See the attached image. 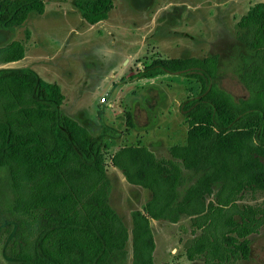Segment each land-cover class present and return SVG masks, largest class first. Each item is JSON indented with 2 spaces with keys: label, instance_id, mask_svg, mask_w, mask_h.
Wrapping results in <instances>:
<instances>
[{
  "label": "trees",
  "instance_id": "1",
  "mask_svg": "<svg viewBox=\"0 0 264 264\" xmlns=\"http://www.w3.org/2000/svg\"><path fill=\"white\" fill-rule=\"evenodd\" d=\"M89 26L107 20L114 0H74ZM43 0H0V31L41 16ZM25 39L0 46V66L23 60ZM236 73L248 97L233 100L216 82L218 56L158 59L132 79L177 75L199 92L179 105L184 144L157 158L126 145L110 158L126 183L150 194L127 227L110 204L107 144L62 110L57 83L29 69H0V237L9 264H154L152 221H190L189 262L249 260L264 229V2L240 17ZM126 121L133 127L131 114ZM109 131L102 127V134ZM168 264V263H164Z\"/></svg>",
  "mask_w": 264,
  "mask_h": 264
},
{
  "label": "rangeland",
  "instance_id": "2",
  "mask_svg": "<svg viewBox=\"0 0 264 264\" xmlns=\"http://www.w3.org/2000/svg\"><path fill=\"white\" fill-rule=\"evenodd\" d=\"M43 1L41 16H29L17 30L0 31V46L24 40L28 32L25 58L0 69H29L57 83L65 95L61 110L104 138L110 204L130 228L131 211L150 194L128 185L110 158L126 145H143L157 158H169L168 149L183 145L188 131L179 105L200 89L196 80L177 75L131 77L158 59L218 56L217 86L233 100L247 98L236 73L241 48L234 39L235 25L264 0H114L107 20L94 26L81 19L74 0ZM102 127L109 133L102 134ZM151 228L154 264H204L186 259L184 243L193 237L188 219L152 221ZM7 246L8 240L0 237V264L10 262ZM250 247L249 260L237 264H264V229L251 237ZM127 252L131 264L130 242Z\"/></svg>",
  "mask_w": 264,
  "mask_h": 264
},
{
  "label": "built area",
  "instance_id": "3",
  "mask_svg": "<svg viewBox=\"0 0 264 264\" xmlns=\"http://www.w3.org/2000/svg\"><path fill=\"white\" fill-rule=\"evenodd\" d=\"M102 102H104V99H102Z\"/></svg>",
  "mask_w": 264,
  "mask_h": 264
}]
</instances>
